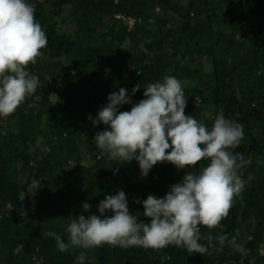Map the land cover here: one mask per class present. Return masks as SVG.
<instances>
[{"label":"trees","instance_id":"obj_1","mask_svg":"<svg viewBox=\"0 0 264 264\" xmlns=\"http://www.w3.org/2000/svg\"><path fill=\"white\" fill-rule=\"evenodd\" d=\"M28 2L48 43L29 65L39 78L34 96L0 118V264H77L85 250L60 252L44 233L66 240L72 218L99 215V202L119 190L130 212L150 222L136 201L162 198L185 170L158 163L145 178L135 160L109 159L93 142L106 126L89 117L120 88L131 95L138 85L131 96L138 103L144 87L164 76L182 82L185 115L211 127L222 110L243 126L244 138L232 151L244 157L246 185L211 230L236 237L243 250L226 243L201 256L171 245L105 244L86 250L85 264H264V0ZM208 231L202 227V235Z\"/></svg>","mask_w":264,"mask_h":264},{"label":"clouds","instance_id":"obj_2","mask_svg":"<svg viewBox=\"0 0 264 264\" xmlns=\"http://www.w3.org/2000/svg\"><path fill=\"white\" fill-rule=\"evenodd\" d=\"M47 43L28 0H0V118L13 114L34 96L39 78L29 71V65L37 63ZM139 89L137 85L129 95L120 88L108 95L95 119L89 117L93 125L106 126L93 142L109 159L135 160L142 177L158 163L167 162L185 170L182 181L172 185L162 198L149 194L136 201L142 203V215L150 219L148 223L140 219L141 213L130 212L126 194L119 190L99 202V215L72 218L66 227V240L53 231L44 235L55 240L60 252L85 250L77 255V264H85L86 250L105 244L145 249L171 245L201 256L211 249L222 250L226 243L243 250L236 237L229 239L211 231L227 217L234 198L246 185L242 177L244 157L232 151L244 138L243 126L227 119L222 110L211 127L185 115L187 98L182 82L174 76L147 84L144 98L133 103L131 96ZM129 104L130 111L120 110ZM202 160L208 163L196 172L194 166ZM82 208L88 212L91 205L84 202ZM202 227L209 230L206 235H202Z\"/></svg>","mask_w":264,"mask_h":264},{"label":"rangeland","instance_id":"obj_3","mask_svg":"<svg viewBox=\"0 0 264 264\" xmlns=\"http://www.w3.org/2000/svg\"><path fill=\"white\" fill-rule=\"evenodd\" d=\"M133 24H134V21H131V20H130V21H129V25H130V26H133Z\"/></svg>","mask_w":264,"mask_h":264}]
</instances>
